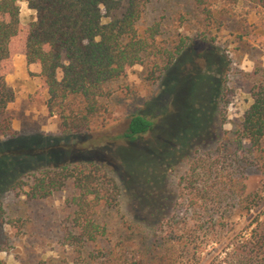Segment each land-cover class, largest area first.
I'll return each mask as SVG.
<instances>
[{
  "label": "trees",
  "instance_id": "16d2710c",
  "mask_svg": "<svg viewBox=\"0 0 264 264\" xmlns=\"http://www.w3.org/2000/svg\"><path fill=\"white\" fill-rule=\"evenodd\" d=\"M24 1L34 13L26 28L17 0H0V136L7 137L0 141V197L27 187L26 201L37 202L68 188L69 264H197L225 220L252 215L244 233L223 247V257L208 264H264V188L246 193L234 172L240 164L264 166V69L255 66L249 75L251 103L233 133L236 145H230L243 147V154L226 149L198 155L178 182L181 200L172 209H183V215L167 217L162 176L215 136L222 84L217 73L225 71L226 57L204 38L199 41L206 48L195 52L194 44L201 42L166 31V15L149 21L151 0ZM188 1L206 28L225 18L244 24L249 9L264 27V0H245L247 7L238 0ZM19 52L28 66L38 67L47 115L65 138L95 132L107 112L102 99L134 66L171 97L172 109L164 107L156 127L137 111L120 135L130 146L119 150L124 169L116 176L143 216L114 242L98 221L101 210L119 198L107 166L95 158L50 165L36 154L42 151L37 139L19 138L13 130L7 108L15 94L5 79ZM148 134H154L152 145L146 144Z\"/></svg>",
  "mask_w": 264,
  "mask_h": 264
},
{
  "label": "rangeland",
  "instance_id": "374dc122",
  "mask_svg": "<svg viewBox=\"0 0 264 264\" xmlns=\"http://www.w3.org/2000/svg\"><path fill=\"white\" fill-rule=\"evenodd\" d=\"M17 4L22 27L26 28L34 13L28 9L24 0H17ZM238 5L247 7L245 0H238ZM162 8H165L163 14L160 12ZM150 9L149 21L166 15L163 19L166 31L181 33L201 42L194 44L195 52H202L206 48L203 42L199 41L204 38L207 40L206 46L213 48L214 52L218 51L219 56L222 54L227 61L223 74L217 73L222 84L216 105L218 116L214 120L217 126L215 136L212 135V139L191 152L174 169H167L162 176L163 197L166 198L165 205L169 207H166L167 213L163 215L182 217L183 209L172 207L181 200L178 182L186 173L189 164L200 154H222L226 149L239 155L244 152L243 147L240 150L237 146L230 145L231 142L236 145L233 133L251 103L249 75L255 66L264 69V27L258 25L251 9L244 24L225 18L221 23L217 22L208 28L199 22L198 13L188 0H151ZM198 62L203 66V61ZM27 76L28 82L16 83L17 86L24 84L27 88L25 94L16 91L18 100H14L7 108L13 130L19 138L37 139L42 151L38 150L36 154L40 155L41 161L50 165L71 163L78 158H95L107 166L108 177L115 183L119 198L101 210L98 221L105 226L114 242L121 233L128 232L127 226L137 219L138 215L140 218L143 216L140 210L132 206L131 197L116 176L124 169L119 150L130 146L120 135L126 128L128 117L137 111L145 112L156 127L160 124L164 107L167 111L172 109L171 97L164 95L163 86L162 88L155 82L146 81L141 66H134L124 77L111 85L110 97L102 99L107 106V112L103 120L93 127L95 132L65 138L58 131L57 120L47 115L44 106L46 92L40 88L41 82L34 67L27 71ZM22 89L23 87L20 90ZM162 91L163 94L159 97ZM151 135L154 134L146 136L148 145L153 144ZM6 139L7 137L0 136V141ZM261 156L264 158V153ZM239 166L235 167V180L238 184H243L246 193L259 187L264 188V166ZM226 172H223V180L227 181ZM25 191L27 187H22L7 191L0 197V264H69L68 261L73 258L72 249L65 243L64 236L68 233V221L72 213L71 208L67 206L70 190L67 188L49 199L37 202L26 201L23 196ZM252 217H233L225 220V225L211 234L212 243L203 249L197 264H208L216 256L218 259L223 257V247L235 236L244 233ZM140 233L145 236L146 228H141ZM141 235L137 237H142Z\"/></svg>",
  "mask_w": 264,
  "mask_h": 264
},
{
  "label": "crops",
  "instance_id": "0c3cea01",
  "mask_svg": "<svg viewBox=\"0 0 264 264\" xmlns=\"http://www.w3.org/2000/svg\"><path fill=\"white\" fill-rule=\"evenodd\" d=\"M13 66H14L13 73L11 75H8L5 80H6L7 85L13 89L14 94H15L14 100L17 101L18 100V94H17L18 90L20 92H23V95H24L25 94L24 92L27 90V88L24 86V84H20V86H17L16 83L28 82L29 78L27 76V71L31 69L32 67H34V69L38 73L39 69L36 66H28L26 64L24 52L19 53L17 56L13 58ZM21 87H23L22 90H20ZM21 94L19 95V97H21ZM26 94H29V92H26Z\"/></svg>",
  "mask_w": 264,
  "mask_h": 264
}]
</instances>
